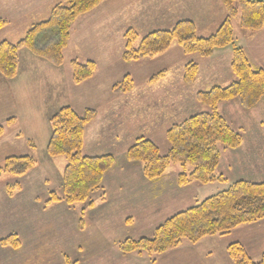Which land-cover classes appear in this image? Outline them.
<instances>
[{"label":"rangeland","instance_id":"1","mask_svg":"<svg viewBox=\"0 0 264 264\" xmlns=\"http://www.w3.org/2000/svg\"><path fill=\"white\" fill-rule=\"evenodd\" d=\"M206 1L210 5L211 11L210 21L208 20L207 24L200 21L201 24L197 18L186 15L175 16L173 19L161 23L160 17L169 13V8L171 6L175 7L174 5L179 0H103L93 10L73 22L69 31L67 48L62 51L63 62L59 66V69L62 70L61 75L66 77L64 74V71H68L66 67H69L71 71V63H68L69 59L72 61L76 59L78 63L84 64L88 62L87 57H85L87 51H90V56H96L93 58L96 61L94 62L96 74L93 80L82 82L77 86L73 85L75 88L71 87L70 91L67 89L65 91V100L72 102L73 105L71 106L78 115H82L86 108H90L89 110H93L95 113L93 120L85 127L83 145L87 142L86 140L91 138L88 142L89 147L96 145L97 152L114 156L117 164L120 161H127L124 156L125 151L136 139L144 138L155 144L160 155L165 156L169 150V143L165 137L166 131L191 115L209 111L197 101V95L216 86L227 87L235 80L230 68L233 46L216 49L210 57L202 58L197 54L185 55L181 48L175 42H172L164 51L154 57L140 58L131 62L123 60V53L126 49L124 34L130 29L137 34V40L133 43L134 48L148 34L155 31L170 30L176 23L183 20L193 23L195 34L199 38H207L214 34L221 20L220 13H217V10L221 9L220 11H222L223 8L220 0L219 2L217 0ZM258 1L264 3V0ZM61 2L62 0H39L37 1L38 5L48 3V6L49 4H53V6L43 5L41 7L43 10H40L35 16L25 12L20 15L22 13L20 9L19 15L9 16L14 8L12 5L17 3L10 0H0V19L4 20L7 26L6 28L4 26V31L0 32V42L5 40L11 44H16L33 25L46 21L52 8ZM216 2L218 4H215ZM18 3L20 2L18 1ZM217 7L220 9H217ZM18 8L15 7L14 9L17 10ZM43 13H47V15L41 16ZM233 31L236 38L235 46L241 47L245 51L252 68L264 70V32L257 35L261 31L249 33L241 30L238 26V17L233 20ZM245 33H248V36H245ZM252 35L257 36L251 39ZM74 36L79 43L76 49L71 48L70 43ZM102 42L104 44H101ZM81 49L83 52H80ZM189 63L197 66V75L193 81L186 83L183 72ZM159 73L161 75L157 76ZM153 76H157V79L151 81ZM124 80H126V83L123 82ZM121 83H123V86L117 91L116 86ZM128 85H130L129 90H124ZM263 100L264 98L256 106L247 110L239 105L237 99L220 103L217 107L219 115L231 129L239 133L242 139L239 148L234 150L219 146L220 159L215 175L222 176L225 182L207 185L191 183L180 187L175 181L177 176L182 173L181 166L179 164L169 166L162 176L165 177L164 185L169 183L176 184L180 188L186 187L182 192L184 193L182 202L170 207L169 214H173L170 217L222 192L236 181L264 182ZM111 110L112 112H110ZM6 123V121L0 123V126L4 128V134L0 139V167L3 166L6 158L12 156H30L36 161V165L23 178L10 175L0 177V197H3V200H0V241L10 234H15L20 240L18 249L21 250L20 247L22 246L26 252L29 238L23 234L22 225L24 223L22 224V222L24 217H50L60 214H57L55 210H48L51 204L44 207L43 203L49 199L52 192L56 193L57 197H61L60 185L58 184L64 169L63 161L64 163L66 161L62 157L50 161L45 160L43 158L45 142L42 144L35 143L34 151H30L23 144V139L16 140L11 135L12 131L19 127L16 125L10 128L7 127ZM117 124L120 126L118 133L122 135L117 139L116 136L113 137L114 134L109 133V137L103 139L102 136H106V133L110 131L108 126H116ZM19 130L21 129L19 128ZM86 132L88 134L87 139L85 137ZM124 165L128 167L127 164ZM132 165L140 164L132 163ZM140 169L142 178L147 183L158 181L147 180L143 176L141 165ZM187 170H190V168L187 167ZM45 179L48 180V183L44 182ZM15 183L21 185V190L10 197L6 193V185H14ZM143 195L144 198H148L146 192ZM102 196L104 198L103 187L101 191L91 196L93 203L91 207H88L87 202L73 207L67 206L63 201L55 203H61L63 206L70 208L72 214L82 220L88 215H105L109 203L102 208L90 211V208L97 207L99 202L105 201ZM35 198L38 202L34 201ZM161 198L164 199L165 196ZM261 222V225L255 226L251 230L240 228L226 236H214L220 240L209 242V240L203 239L202 242L199 241L200 243L196 244L183 241L177 247L178 250H175L177 248L173 249L175 251L170 250L172 252H169V255L174 253L171 260L192 259L193 257L189 253L182 251L194 248L199 250L200 254L210 253L212 257L211 264H225L223 259L227 258H225L224 245L239 241L243 243L248 257L253 262H258L264 248V220L257 223ZM78 226L80 230L82 221L79 222ZM142 227L143 225L134 228V235H130L131 238H125L124 240L152 237L156 228L151 235L145 236L148 233H144ZM0 247L10 248L2 245ZM31 249L33 250L27 255L30 264L52 263L58 254L57 241L53 237H48L47 233L36 239ZM119 254L121 253L119 252ZM194 254L197 255V252ZM139 256L149 258L150 263L154 264L156 258L161 255L155 257L142 254ZM66 258V264H73V260L71 261L69 256ZM207 258L208 256L205 257V259ZM77 259L81 261L80 264H101L105 260V254L87 257L86 254L79 253ZM226 261H228L227 264H231L230 260Z\"/></svg>","mask_w":264,"mask_h":264},{"label":"trees","instance_id":"2","mask_svg":"<svg viewBox=\"0 0 264 264\" xmlns=\"http://www.w3.org/2000/svg\"><path fill=\"white\" fill-rule=\"evenodd\" d=\"M101 1L62 0L52 8L46 21L33 25L16 44L0 42V75L5 79L16 76L19 52L22 49L56 67L61 66L62 51L67 45L71 25ZM220 2L225 18L214 34L207 38L197 37L195 26L187 20L179 21L170 30L148 34L136 48L133 43L137 40V34L131 29L124 34L125 62L159 55L172 42L185 55L197 54L202 58L210 57L216 49L233 46L230 68L235 80L227 87L216 86L197 95V101L209 111L191 115L166 131L169 150L165 156H161L157 146L144 138L136 139L125 151V159L130 163H139L143 176L149 181L159 180L170 165L179 164L182 173L177 176L176 183L180 187L191 183L207 185L225 182L222 176L215 175L220 159L219 146L234 150L239 148L242 139L219 115L217 107L220 103L237 99L239 105L247 110L264 98V70L252 68L244 50L235 46L233 31V20L237 17L241 30L249 33L261 31L264 27V3L258 0ZM4 26L6 22L0 19V30ZM95 67L92 61L84 64L72 61V82L79 84L87 81L93 76ZM183 74L185 82L190 83L197 75V66L189 63ZM157 76H153L151 81L156 80ZM123 82L126 83V80ZM121 86L123 83L118 84L116 90L121 89ZM129 88L130 85L124 90ZM94 117L93 110L87 109L78 115L69 107L59 109L50 117L51 136L46 154L50 158L62 157L66 163L60 181L61 197H57L54 192L50 193L49 199L43 203L44 207L59 201L69 207L87 202L88 207H91V196L102 190L103 178L114 166V156L81 154L85 127ZM11 122L13 119L7 120V124ZM3 134L4 128L0 126V138ZM35 165L36 161L30 156L6 158L0 167V177L10 175L23 178ZM19 190V183L6 185V193L10 197ZM262 220L264 182L236 181L222 192L170 217L155 229L152 237L126 239L118 243L117 248L122 255L145 254L156 257L179 247L183 241L196 244L205 238L226 236L238 227ZM0 245L18 249L20 240L15 234H10L0 241ZM226 253L231 264H264V248L258 262H253L239 243L229 244Z\"/></svg>","mask_w":264,"mask_h":264},{"label":"crops","instance_id":"3","mask_svg":"<svg viewBox=\"0 0 264 264\" xmlns=\"http://www.w3.org/2000/svg\"><path fill=\"white\" fill-rule=\"evenodd\" d=\"M10 1L17 3L12 5L14 8H19L17 10L13 8L9 16L15 14L19 15L21 11L22 13L20 15L25 12L35 16L40 10H43V8H41L43 5L47 7L53 6V4H49L48 6V3L38 5L37 1L39 0ZM18 1L20 3H18ZM217 1L219 2V0ZM179 2L174 5L175 7L171 6V8H169V13L160 17L161 23L169 21L173 19V17L179 15L195 17L199 22L203 21V24H207L208 20L210 21V5L206 0H179ZM218 2L215 4H218ZM217 9L220 8L217 7ZM220 10H217V13H220L221 24L225 18V12L223 9L222 11ZM47 13H43L41 16L47 15ZM6 27L7 26H5V28ZM3 31L4 28L0 30V32ZM263 32L264 28L261 32L257 33V35ZM245 34V36H248V33ZM257 35H252L251 39ZM70 43L71 48L74 49L79 45L75 36L71 39ZM101 44L104 43L102 42ZM84 47L90 48L89 46ZM66 48L67 47H65V50ZM80 52H83L82 49ZM85 57H87V61L96 62L93 60L96 56H90V51H87ZM73 61L77 62L76 59ZM71 62L72 60L69 59L68 63ZM66 68H68V71H64L66 76L64 77V75H61V68L59 69V67L49 62L35 57L28 50L22 49L19 52V64L16 76L13 79H5L0 75V123H5L8 119L13 118V122L10 124L6 123V125H8L7 127L13 128L17 125L21 130L17 128L15 131H12V137L16 140L23 139V144H25L30 151H34L35 145L38 143L42 144L45 142L47 146L51 136L49 120L56 111L63 107H69L75 111L71 106L73 105L72 102L65 100V91L66 89L70 91L71 87H74L73 85L77 86L78 84L72 82V73L69 67ZM95 74L96 72L90 79L84 82L92 81ZM262 103L264 108V100ZM110 112H112V110ZM108 128L110 131L106 133V136H102L103 139L109 137V133L114 134L113 137L116 136L117 139L122 135L118 133V129H120L119 124L116 126L110 125ZM87 135L86 132V139L88 138ZM90 140L91 138L86 140L87 142L84 143L81 153L84 156L105 155L97 152L96 145L89 147L88 142ZM46 146L43 158L49 161L55 159L47 156ZM123 163L127 164L128 167ZM63 165L65 166L64 161ZM164 178L165 177H162L153 183H147L142 178L140 165H132V163L127 161H120V163L117 164L115 162L114 167L109 170L103 178L102 187L105 201L99 202L97 207L90 208V211H94L109 203L107 206L108 211L105 215H88L86 218H82V228L80 230L78 226V217L72 214L70 208L63 206L61 203L51 204L48 207V210H55L57 214L60 213L59 215L50 217L34 216L31 218H26L25 216L22 222V224L24 223L22 228L24 230L23 234L29 238L27 251L25 252V248H22V246L20 247L21 250L0 247V264H30L27 255L33 250L31 248L33 247L34 241L42 237L44 233H47L48 237H53L58 245V254L53 259L54 261L49 264H66L67 260L65 259H67L66 257L68 256L71 258V261L73 260V264H80L81 261L77 259L79 253L86 254L87 257L90 255L105 254V260L101 264H151L149 258L144 256L135 254L124 256L119 254L117 244L125 238H131L130 235H134L135 232L134 228H138L140 225H143L142 230H144V233H148L145 236L151 235L158 225L170 218V215H173L169 214V209L174 204L182 202L184 198V193L182 192L186 187L180 188L176 184L172 185L169 183H165L164 185ZM60 181L61 178L58 185H60ZM44 182L48 183V180L45 179ZM145 192L148 194V196H146L148 198L143 197ZM162 196H165V198L162 199ZM2 198L3 197H0V200H3ZM34 201L38 202L36 198ZM261 224L262 222L244 225L236 228L233 232L240 228L251 230L255 226ZM216 238L217 237H213L204 240H209V242L220 240ZM234 243L241 244L245 249L243 243L239 241ZM227 246L228 244L224 245L225 258H227L223 259L225 260V264L228 262L226 260H229L226 253ZM175 250H178V248ZM172 251H168L157 257L154 264L212 263L210 261L212 259L210 253L200 254V251L194 248L183 250L182 252L189 253L193 258L188 260L182 259L181 261L177 259L171 260V256H173L174 253L169 255V252ZM195 252H197V255L194 254ZM206 256H208L207 259H205Z\"/></svg>","mask_w":264,"mask_h":264}]
</instances>
